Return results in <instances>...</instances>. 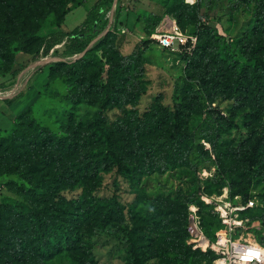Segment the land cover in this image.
<instances>
[{"label": "rangeland", "instance_id": "rangeland-1", "mask_svg": "<svg viewBox=\"0 0 264 264\" xmlns=\"http://www.w3.org/2000/svg\"><path fill=\"white\" fill-rule=\"evenodd\" d=\"M65 1L0 0V21L14 31L23 26L34 52L14 75L19 86L35 70L50 72L35 107L0 132V264H16L24 246L33 248L30 236L25 243L19 238L31 224L18 213L31 210L22 194L30 189L50 198L51 209L79 229V238L52 247L44 264H213L217 252L198 247L192 233L195 220L211 242L225 231L204 199L215 194L255 198L259 205L243 213L247 223L239 233L261 239L264 150L255 166L246 154L264 132V72L255 60L264 58V0H121L120 8L140 9L146 33L134 31L124 41L106 28L91 41L98 60L82 63L83 77L70 65L80 53H64L67 32L90 9L78 8L84 0H69L67 8L76 9L66 23ZM100 2L95 14L104 7L109 20L118 18L113 5ZM163 17L197 36L190 52L160 48L154 24ZM17 45L0 31V72L15 67ZM113 65L125 79L114 75ZM110 77L112 98L102 109L100 87ZM10 92L0 88V95ZM101 111L120 166L103 160L96 146L91 125ZM47 144L50 155L43 152ZM46 155L50 164L30 167ZM46 172L62 180L55 196L38 180ZM111 198L117 200L115 215L104 225L110 208L104 203Z\"/></svg>", "mask_w": 264, "mask_h": 264}, {"label": "trees", "instance_id": "trees-1", "mask_svg": "<svg viewBox=\"0 0 264 264\" xmlns=\"http://www.w3.org/2000/svg\"><path fill=\"white\" fill-rule=\"evenodd\" d=\"M86 0H84L85 2ZM109 2V7H112L113 0H106ZM72 1H65L64 6L66 7V12L64 13V20L66 19V15L72 10L71 8H67L69 4ZM83 2V3H84ZM105 2V1H103ZM82 3V4H83ZM101 3V2H98ZM98 3L93 7V9L89 12L88 16L84 20V22L72 30L68 31V35L70 37V45L67 46L65 50V55H75L78 53H83L82 56L79 58L75 59L70 65L73 67H78L80 72V77H83V71H82V63L85 61H97L98 57L96 54L92 52L94 49V43H91L98 35H100L103 31L106 30L107 25L109 23V19L106 17V10L104 7L99 8L102 12L99 13H94V10H96V7ZM80 4V5H82ZM121 5V0H117L116 3V9L118 10L119 13V8ZM29 6L33 8V3L29 2ZM117 16L114 17V28H111L107 31L112 32L114 31L116 34H119L123 36V34H120L118 30V22H117ZM162 18L157 19L155 22L158 24ZM59 21V20H58ZM62 23V22H60ZM59 26V25H57ZM0 31L3 33L5 36L6 40L9 42H13L16 40L18 42L17 45V52H25V53H30L34 55V52L30 51L27 49V43L26 40L23 36L24 30L23 26L16 27L15 31L12 29L10 23L7 21H0ZM123 39V40H124ZM77 40H85L82 44H78L79 42ZM104 39H102L103 41ZM78 44V45H77ZM92 44V45H91ZM88 48V49H87ZM197 48H202L204 50L205 47H203L202 44L198 42ZM167 51V50H166ZM180 53H188V51H182ZM16 54L14 57V60L16 61ZM256 60V66L261 69L264 72V58L262 57H255ZM113 73L116 77H118L120 80L125 79L123 71L120 69L119 66L113 65L112 67ZM19 69H15L12 71V74L15 75L19 72ZM50 75V73H49ZM93 83V81H92ZM115 83L113 81V78L110 77V79L107 80L106 83H102L100 89L102 90V96H101V108L104 109L106 107V104L110 99L112 98L111 93H110V87L111 85ZM32 108L26 109L24 112L19 114L15 122L20 119L25 113L30 111ZM179 111V110H178ZM179 118L176 115V119ZM14 122V123H15ZM177 126L179 127L178 122L176 123ZM14 124L12 125V127ZM11 127V128H12ZM93 129V134L97 136V148L103 150L102 153H104V158L103 160H112L116 162L119 166L121 165V159L118 155L117 152V145L115 142V139L105 124V116L103 111L99 112L97 117L94 119L92 125ZM10 130V129H9ZM8 131V130H6ZM0 132H3V130L0 129ZM258 138L254 139L253 147L254 150L249 149V151L246 154V157L249 155V160H250V166H255L257 162V158L259 157V153L263 151L264 149V132L259 133ZM1 144V142H0ZM49 144L44 146V153H50L46 150L48 149L47 146ZM61 145H64L62 142ZM12 158L16 159L19 155L17 152V149L14 148ZM10 150V152L12 151ZM46 157L42 158H36L34 162L30 163L31 168H39L41 163L43 161H48L50 159ZM50 164V160L49 163ZM42 171L44 169H41ZM48 172H46L44 175H40L39 181L43 182L41 186H46L49 189V193L52 196H55L58 192V188L60 187V184L62 182L61 178L59 179L60 181L57 182L58 175L57 174H52V175H47ZM246 190L248 191V187H246ZM246 191V192H247ZM241 192V189H237L234 193ZM24 195V199H26L30 206L31 210L25 212L23 209L19 210L18 213L21 214L26 221H29L30 227H26L23 231H21L20 239L25 243L27 240V236L31 237V240H33V248L29 252V250L26 248V246L23 247V249L20 251V253L16 254L17 256V262L16 264H28V261H30V264H44V261L47 260L50 256L51 253V248L52 247H60V244L65 241H76L79 238V229H76L73 227L72 223L66 221L67 217L65 219V216L61 214L59 211L55 212L51 209V207L48 204V201L50 198L48 197H42L38 194H36V190H29V193H22ZM243 198V197H242ZM247 198V197H246ZM244 200H247L243 198ZM109 204L110 208L108 212H105L103 224H108L112 222L114 218V213L113 210L116 209L117 206V200L114 198L109 199L108 202L104 203V205ZM82 215H85V212L82 213ZM264 217V216H263ZM32 227V228H31ZM31 228V229H30ZM18 231H14V233H17ZM26 248V249H25ZM136 251V248H135ZM137 253V252H136ZM136 260L137 262L140 261V256L139 254H136ZM24 261L23 263H21Z\"/></svg>", "mask_w": 264, "mask_h": 264}, {"label": "built area", "instance_id": "built-area-1", "mask_svg": "<svg viewBox=\"0 0 264 264\" xmlns=\"http://www.w3.org/2000/svg\"><path fill=\"white\" fill-rule=\"evenodd\" d=\"M113 21L114 17L112 16L108 23V30L114 28ZM156 36L161 49L172 52L178 51L179 53L185 50L190 52L197 41L195 34H185L179 29L177 24L158 32ZM204 199L214 205L219 220L225 227V231L215 241L211 242L205 237L199 220H195L192 240L204 250L210 248L217 252V257L213 264H264L263 226L258 225L257 227L260 230L261 239L250 234L245 235L244 232L239 233V231H243L247 223V219L243 218V213L259 205L255 198L250 197L244 200L238 195L231 199L225 194H215L207 195ZM194 217L196 218V215Z\"/></svg>", "mask_w": 264, "mask_h": 264}, {"label": "crops", "instance_id": "crops-1", "mask_svg": "<svg viewBox=\"0 0 264 264\" xmlns=\"http://www.w3.org/2000/svg\"><path fill=\"white\" fill-rule=\"evenodd\" d=\"M100 1L101 0H86L82 5L78 6V8H82L84 12L87 8L91 11ZM116 3L117 0H113L112 5L115 9ZM74 10H71L66 15V23L71 16H74ZM139 10L140 9L138 8L134 11L132 9L129 10L128 8H120L119 10L117 18L118 30L120 34L124 35V41H128V34L131 35L134 31L140 32L142 36L146 33L144 32L146 26L144 17ZM86 17L87 15H84L82 19L85 20ZM166 20H168V23L164 27V30L172 27L174 21L163 17L158 24H154V28L160 32V27L163 26V23ZM65 26L67 27V24ZM154 30H150L149 33H153ZM33 57V54L30 53L17 52L15 67L10 71L0 72V88L6 89V92L11 91L9 94L0 95V129L3 131L11 129L19 114L28 108L35 107L40 101L43 88L47 85L50 72L46 68H41L32 72L28 77V80L21 86H19L20 80L18 76L15 77L12 74L13 70L22 68V64L28 63Z\"/></svg>", "mask_w": 264, "mask_h": 264}, {"label": "bare ground", "instance_id": "bare-ground-1", "mask_svg": "<svg viewBox=\"0 0 264 264\" xmlns=\"http://www.w3.org/2000/svg\"><path fill=\"white\" fill-rule=\"evenodd\" d=\"M173 26H176L175 22L173 23ZM82 55V53H80L78 56L80 57ZM205 243V242H203Z\"/></svg>", "mask_w": 264, "mask_h": 264}, {"label": "water", "instance_id": "water-1", "mask_svg": "<svg viewBox=\"0 0 264 264\" xmlns=\"http://www.w3.org/2000/svg\"><path fill=\"white\" fill-rule=\"evenodd\" d=\"M87 49H88V48H87ZM83 53H84V52H83ZM83 53H82V54H83ZM81 56H82V55H81Z\"/></svg>", "mask_w": 264, "mask_h": 264}]
</instances>
